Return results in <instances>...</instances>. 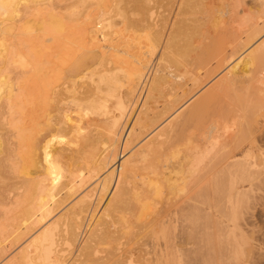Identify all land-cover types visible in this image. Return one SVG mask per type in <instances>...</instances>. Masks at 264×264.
Returning a JSON list of instances; mask_svg holds the SVG:
<instances>
[{
  "label": "bare ground",
  "instance_id": "6f19581e",
  "mask_svg": "<svg viewBox=\"0 0 264 264\" xmlns=\"http://www.w3.org/2000/svg\"><path fill=\"white\" fill-rule=\"evenodd\" d=\"M200 7L206 9L200 10ZM262 37L264 0H253L251 6L246 4V0H0V152L15 153L12 155L17 158L13 156L12 160L16 162L19 159L34 174L45 171L47 185L45 188L41 180L39 182L43 183L44 189L39 187L38 176L35 175L37 189H41L40 192L44 190V199L37 190L39 204L31 207L28 203L31 215L30 212L25 215L28 221L23 222L22 227L20 225V231L27 235L22 232L21 236L16 234L20 238L24 235L26 238L30 232L32 234L21 247L15 262L136 264L133 248L123 249L121 244H117L120 247L102 246L116 241L117 236L110 229L111 224L106 227L101 219L111 205L116 206V202L122 204L120 202L140 195L139 186L132 184L138 179L144 183L141 187L153 188L154 194L168 188L169 197L172 194L178 199L188 191L191 194L199 181L198 197L203 196V202L208 204L207 207L204 204L203 208H196L198 202H194L198 200L193 199L196 193H192V197L187 193L188 199H180L176 209L168 210L155 222L163 235V244L150 258L153 263L186 264L191 257L192 264H216L219 256L223 259L224 253L221 252L224 250L227 254L239 240L227 230V222L221 223L218 213L228 215L225 204L234 200L235 203L237 200L242 202L239 199L245 201L244 197L249 196L253 187L259 188L264 168V137L260 135L264 130L257 122L259 119L255 120L258 124L253 127L256 132H262L252 145L232 146L229 143L232 140L228 142L230 132L238 128L232 119L238 117V111L234 109L236 105L233 106V100L236 102L234 96H231L232 102L228 101L230 97L227 98L232 91L238 90L248 100L256 95L264 97V38L249 53L251 63L229 68L196 100L186 116L162 128L143 144L140 143L144 138H139L143 127L140 123L153 127L163 118L170 117L180 109L177 106L182 100L195 95L196 90L226 69L239 51L248 50ZM157 50L160 52L154 59ZM236 67L242 71L241 74ZM242 77L245 81L240 80ZM115 83L122 88L120 100L109 106L105 103L104 94ZM237 101L239 107L240 102ZM129 102L132 108L130 115L121 122L122 111ZM207 111L210 114L201 126H197L199 129L191 130L194 128L190 126L193 118ZM128 148L130 153L124 154ZM13 161L11 167L14 168ZM88 164L91 174L77 176ZM145 170L147 173L143 172ZM44 174L40 176L44 177ZM96 174L103 180L97 199L91 204L89 194L83 193L82 188ZM229 179L232 186L228 185ZM144 198L148 200L149 196ZM72 199L76 200L66 212L56 217ZM21 200H24L22 195ZM144 200L136 201L141 209L147 205ZM216 201L223 203H220L221 208L214 207ZM23 203L20 207L24 206ZM33 203L31 201V205ZM129 207L132 209L133 206ZM188 207L193 208V218ZM184 209L190 211L188 214L195 218L194 222L200 214L208 219L219 215L224 228L221 230L226 229L232 236H227L226 230L221 231L219 242L216 238L219 231L215 235L212 230L217 225L206 218L213 227L207 225L203 228L198 219L195 223L202 227L199 229L198 224H194L197 227L193 228L196 232L198 228L202 237L200 241L195 238L200 246L195 241L194 244L199 247L205 245L197 258L190 252L192 244L184 247L189 251L183 248L184 225L179 214ZM227 220L232 221V217ZM188 222L185 220L186 225ZM253 225V234L248 238L258 251L262 240L255 230L261 224L257 220ZM186 229L193 230L189 226ZM1 230L7 232L4 227ZM234 232L237 236L238 231ZM223 234L225 238L221 236ZM226 236L233 240L228 238V241ZM20 238L14 237L16 241L24 240ZM188 238L186 243H189ZM2 243L0 256L4 254L5 245ZM216 243H221V246ZM229 243L231 247L227 246ZM218 246L217 251L221 255L216 251ZM232 248L231 251L235 252ZM184 250L192 254L185 258L188 259L186 262ZM228 253L230 256L233 254ZM220 257L225 264L228 259L224 257L222 261ZM147 259L149 256L143 260Z\"/></svg>",
  "mask_w": 264,
  "mask_h": 264
},
{
  "label": "rangeland",
  "instance_id": "374dc122",
  "mask_svg": "<svg viewBox=\"0 0 264 264\" xmlns=\"http://www.w3.org/2000/svg\"><path fill=\"white\" fill-rule=\"evenodd\" d=\"M208 1V0H207ZM252 3H253V0H246V4L247 5H249V6H251L252 5ZM83 7V6H82ZM80 9H81V6H80ZM200 10H204V9H206V7H200L199 8ZM161 10H164L163 8H161ZM201 13V12H200ZM264 37H262L255 45H253L252 47H250L248 50L246 49V51H244V50H241V51H239V53L236 55V59H234V60H231V64L230 65H228V67L226 68V69H224L223 71H221V73H219L216 77H214L211 81H209L206 85H203L201 88H199L198 90H196L195 92H194V94L195 95H190L189 97H187V98H185L184 100H182V102L177 106V108L179 107L180 109H178L175 113H173L170 117H165V118H163L160 122H158L157 124H155V126H153V127H150V126H147V125H143L142 123H140V126L142 125L143 127L142 128H140L141 129V136L139 137L140 139L141 138H144V139H142V141H141V143L140 144H143L144 142H147L149 139H151L152 138V136H154L158 131H160L162 128H165L166 126H168L170 123H172L173 121H175V120H178V119H181V118H183L184 116H186L187 114H188V111H189V109L191 110V108H193L194 107V103L196 102V100H198L208 89H209V87H210V85H212L213 83H214V81L216 82V80H218V78L219 77H221L224 73H225V71H227L229 68H235V66H237L238 65V68H240L239 66H246V63H247V65H248V63H251V62H249L250 60H252V59H250L251 57L250 56H248L249 55V53L251 52V50L263 39ZM159 50H157L156 51V53H155V56H154V59L156 58V56L159 54ZM238 56V57H237ZM249 57V58H248ZM244 58H247V59H245V60H243ZM243 60V61H242ZM184 61H186L185 59H184ZM237 67H236V69H238ZM239 70V72H240V74L242 73V71L240 70V69H238ZM238 70H237V72H238ZM244 77H242L240 80H243V81H245V79H243ZM245 84V83H244ZM121 91H122V88H121V86L119 85V84H112L110 87H109V90H108V92L107 93H105L104 94V100H105V103L106 104H108L109 106H111V104L113 103V101H119L120 100V96H121ZM232 93H233V95H232ZM237 93V94H236ZM239 93H240V97H238L239 96ZM228 95H230V96H228V98H227V100L229 99V97H230V99L228 100V101H231L232 102V100H233V98L236 100V102L233 100V106L235 107V105H236V107L234 108V109H236L237 111H238V119L237 118H232L233 120L235 119V121L237 122H235V124H236V126H235V128L237 127V125H238V128H236V130H233L234 132H230V134H229V138L228 139H230V140H228V142L229 141H231L232 140V143H233V141H234V143L232 144L231 142H229L230 143V145H237V144H242L243 146H250V145H252L253 144V142H254V139H257V137H258V134H260L263 130H264V97H261V96H257L256 95V97L255 96H253L250 100H248L247 98H246V95H244L243 94V92H241L240 90H238L237 92H231L230 94H228ZM235 95L237 96V99L235 98ZM192 96V97H191ZM231 96L233 97V98H231ZM241 97H243V99L241 98ZM259 97H261V98H259ZM255 98V99H254ZM240 99H242V100H240ZM260 99V100H259ZM237 100H239V104H240V106L239 107H237L238 106V101ZM251 100H253V101H251ZM259 100V101H258ZM243 101V103H241ZM247 102V103H246ZM250 102H251V104H250ZM243 106H242V105ZM246 104V105H245ZM247 106H249V107H247ZM251 106V107H250ZM242 108V110H241V108ZM245 107V108H244ZM246 107H247V110H246ZM250 108V109H249ZM131 102H129V104L123 109V111H122V115H121V122L122 121H126L127 119H128V116L130 115V112H131ZM243 111L244 113H241V111ZM210 110H212V109H210ZM260 110V111H259ZM240 111V112H239ZM254 111V112H253ZM209 114H210V111H207V112H202L200 115H197V116H195L194 118H193V121H192V123H191V127H193L194 126V128H191V130H194V129H197L199 126H201V124H202V122L205 120V119H207V117L209 116ZM241 116H240V115ZM245 115V116H244ZM257 115H259V117L257 116ZM240 116V117H239ZM243 116V117H242ZM168 118V119H167ZM176 118V119H175ZM240 118H242L241 120H240ZM257 118V119H256ZM246 119V120H245ZM259 119V120H258ZM255 120H258L257 122H259L262 126H261V130L262 131H259L260 133H258V132H256L255 131V126L253 127V125H256V124H258ZM238 121H239V123H238ZM252 123H251V122ZM245 122V123H244ZM243 123V124H242ZM249 123V124H248ZM251 123V124H250ZM200 124V125H199ZM193 125V126H192ZM243 125V126H242ZM195 126H196V128H195ZM198 126V127H197ZM263 127V128H262ZM199 129V128H198ZM197 129V130H198ZM253 129V130H252ZM86 131V130H85ZM236 131H237V133H236ZM237 134V135H234L233 136V134ZM257 133V134H256ZM263 133V134H262ZM260 135L262 136V137H264V131L262 132ZM231 136V137H230ZM257 136V137H256ZM233 137V138H232ZM255 137V138H254ZM138 138V139H139ZM139 139V140H140ZM264 139V138H263ZM56 143H58V142H56ZM139 144V145H140ZM138 145V146H139ZM129 148L128 149H126L125 150V152H124V154H127L129 151ZM12 151H10V153H11ZM9 153V151H7V152H5V153H1L0 152V230H1V228H6V231L8 232V236H6L7 235V232H4L3 230H5V229H3V230H1V231H3V233L2 232H0V243H2V242H4V243H2V245H5V246H3L4 247V254L2 255V256H0V264H14V263H16L17 264V262H15L16 260H17V256H18V254H19V251H20V249H21V247H23L24 246V243H26L27 242V240H29L30 239V236H31V234H32V232H30L31 234L30 235H28V236H26V238H23V237H25V235L24 234H26L27 235V233H24L23 231H20V228L23 226V222H27L28 221V216H25V215H28L29 214V212L31 211V207L34 205V204H39V202L37 201V199L39 198V196L40 195H43V194H45V193H43V191H41L40 192V190H38L37 188H38V186L39 187H43L42 189H44V186H43V183H45L44 185H45V188L47 187V185H46V182H45V179H46V177H45V174L43 173V172H45V171H42L41 173L42 174H44L43 176L44 177H42V175L40 176V172H38V173H35L34 174V172L27 166V165H25L24 166V164H22V162L21 161H18L17 159H16V162L15 161H13L12 160V158L11 157H13V158H15L16 157V155H12V154H15V153H13L12 152V154H8ZM130 153V152H129ZM128 155V154H127ZM4 156H6V157H4ZM9 156H10V161L12 160L13 161V163L15 164V166H14V168H13V166L11 167V163H12V161L10 162V161H8V158H9ZM3 157V158H2ZM7 158V159H6ZM17 158V157H16ZM6 160V161H5ZM5 162V163H4ZM6 162H8V163H6ZM18 162L20 163L21 162V164L23 165V166H21V164L19 165L18 164ZM10 163V164H9ZM119 162H117V164H118ZM13 164V165H14ZM90 164V163H89ZM89 164H88V166L86 165V166H83L84 167V169H83V171L81 172V173H79V174H77V176L78 175H86V176H88V175H90L91 173L89 172V170H88V167H89ZM8 167H7V166ZM91 165V164H90ZM11 168H10V167ZM26 166H27V169H26ZM16 167V168H15ZM24 167V168H23ZM12 168H13V171H11L12 170ZM18 169V170H17ZM25 169V170H24ZM206 169H208V167L206 168ZM9 170H10V172H9ZM22 170V171H21ZM29 170H31V171H29ZM8 171V172H7ZM12 172V173H11ZM27 172V173H26ZM47 172V171H46ZM143 172H146V170L145 171H143ZM34 175H33V174ZM147 173V172H146ZM10 176H8V175ZM14 174V175H13ZM37 174V176H35ZM143 174H145V173H143ZM32 175H33V177H32ZM1 176H3V177H1ZM30 176V177H29ZM261 178H262V181L259 183V185H261L259 188H258V186H255V187H253V191L251 192V191H249V192H251V193H249L248 195L251 197V198H249V196L247 197V195L244 197L245 198V201H244V199H239V200H242V202H240V201H238L237 200V202L235 203L234 201L233 202H230L229 204H227V205H230V207H228L226 204H225V213H228V215L226 214H224V213H222V212H220V213H218V212H216L215 211V213H218L220 216H221V218H220V216L218 215V218H220L221 219V223L223 224V222H227L226 224H227V230L233 235V238H237L239 241H236L237 239H234L236 242H238V244H237V246H236V248H235V246H233V248L230 246V243L231 242H233V241H230V243L227 245L228 247H231L232 249H233V251H234V249L236 250L235 252H232L231 251V248L228 250V249H226V250H228V252H231V253H233L231 256L229 255L230 253H228L227 251V254L224 252V250H223V252H221V253H224V256H223V259H224V257H225V259H228L227 260V262L225 263V264H228V262H232V263H234V264H237V262H240L241 261V263L242 262H244L245 264H264V168L262 169V174H261ZM14 177V178H13ZM34 177H37V180L34 178ZM13 178V179H12ZM33 180H32V179ZM38 178L40 179V180H38ZM43 178V179H42ZM209 178V177H208ZM224 178V177H223ZM35 180L36 181H40L41 182V180H42V182L43 183H40L41 184V186H40V184L37 186V184H36V182H35ZM102 180H103V177H100V175L99 174H96V175H94L89 181H87L85 184H84V186H83V188H82V192L83 193H88L89 194V198L91 199V204H93L95 201V198L97 197V195H98V193H99V191H100V187H101V182H102ZM224 180V179H223ZM34 181V182H33ZM230 181H231V179H229V182H228V185H230V186H232V182L230 183ZM100 183V184H99ZM134 183V185H135V183H136V186H139V187H137L139 190L138 191H140V195L139 196H137V195H135V199H133L134 197H131V199H129V200H127L126 202H120V203H122V204H119V203H117L116 202V206H113V205H111L107 210H106V212L103 214V216H102V219H101V221L103 222V220H104V222H103V225L104 226H106V227H108L110 224H111V226H110V229L112 230V231H115V232H113L114 233V235H116L117 236V240L115 241H110V242H107V243H104L102 246L103 247H109V246H111V245H113V247L114 246H116L117 244H121L120 246H121V248L123 247V249H127V248H133L132 250L134 251H136L137 252V254H136V252L134 251V253H135V259H136V264H143L144 262H145V264H155V263H153L152 262V260L150 259L153 255H154V253H155V251H157L158 250V248L159 247H161L162 246V241H163V235L161 234V231H159L157 228H156V226H157V224H155V222H157V221H159L163 216H165V214H166V212L168 211V210H174V209H176V207H177V203L179 202V200L181 199V200H183L182 198H184V199H188L187 198V193H188V195H190L191 197L192 196H194L193 194H195V195H197V196H195L193 199H195V200H198V201H196V202H194L195 204L198 202V204H196V208H203L205 205V207H207L208 206V204H206V202H203L204 200L203 199H205V198H203V196H201V198L200 197H198V193L199 192H197L198 191V188L201 186V184H200V182L198 181L197 183L198 184H196V186H194L193 188H192V191H191V194H190V191H188L186 194H185V196L184 195H181V196H184V197H181L180 199H178V198H174V197H176V195H174V196H172V194L170 195V197H169V194H170V192H169V189L168 188H166V190L164 189V190H162L160 193H156L155 192V194H154V189L152 190V189H150V187L149 186H142L141 187V185L142 184H144V183H142V182H140L139 181V179L138 180H134L133 182H132V184ZM230 183V184H229ZM262 183V184H261ZM27 184V185H26ZM140 184V185H139ZM225 184V183H224ZM100 185V186H99ZM200 185V186H199ZM225 185H227V182H226V184ZM227 185V186H228ZM26 186V187H25ZM28 186V187H27ZM197 186H199V187H197ZM229 186V187H230ZM197 187V188H196ZM258 188V190H257V188ZM30 188V189H29ZM143 188V189H142ZM232 188V187H231ZM29 189V190H28ZM256 189V190H255ZM39 191L38 193H39V196H38V193L36 192V191ZM252 190V189H251ZM255 190V191H254ZM194 191V192H193ZM34 192L35 193H37V194H34ZM45 192H46V190H45ZM148 194H147V193ZM202 192V191H201ZM31 193V194H30ZM82 193V194H83ZM113 193V192H112ZM146 193V194H145ZM193 193V194H192ZM23 194H25V195H23ZM30 194V195H29ZM21 195H22V199H24L23 201H24V203H23V205L24 206H22V207H20V203H22L23 201L21 200ZM23 196L25 197V198H23ZM33 196V197H32ZM113 196V195H112ZM111 196V197H112ZM147 196V198H148V196H149V199L147 200V199H145L144 197H146ZM189 196V197H190ZM42 197V196H41ZM40 197V198H41ZM197 197V198H196ZM20 199V200H18L19 202L17 203V205L15 204V201H16V199ZM28 198V199H27ZM78 198V197H77ZM76 198V199H77ZM146 200V202H147V205L144 207V208H140V203H138L137 202V204H136V201L138 200L139 202L140 201H143L144 199ZM247 198H248V200H247ZM26 199V200H25ZM43 199H44V195H43ZM76 199H72L71 201H70V204L66 207V208H64L63 210H61L57 215H56V217H58L61 213H63V212H66V210H67V208L76 200ZM97 199V198H96ZM132 199H133V202H130V201H132ZM139 199H143V200H139ZM202 199V200H201ZM29 200V201H28ZM34 200H36L38 203H36V201H34ZM38 200H40V199H38ZM42 200V199H41ZM145 200H144V202H145ZM180 200V201H181ZM195 200H192V201H195ZM247 200V201H246ZM261 200V201H260ZM25 201H26V203H25ZM31 201L32 202H35V203H33L32 205H31ZM206 201V200H205ZM17 202V201H16ZM127 202H128V204H127ZM217 202V201H216ZM212 203L213 205H215L214 207L215 208H218L219 206H220V203L221 202H219V204H218V202L217 203ZM239 202V203H238ZM28 203H29V205L31 206L29 209L30 210H28V207H29V205H28ZM126 204V206L124 205L123 206V204ZM129 203H131V204H134V205H129ZM208 203V202H207ZM238 203V204H237ZM249 203V204H248ZM117 204H119L118 206H117ZM143 203L141 202V205H142ZM205 204V205H204ZM218 204V205H217ZM221 204H223V203H221ZM234 204V205H233ZM127 205H129V206H133L132 207V209H129L130 207L129 206H127ZM16 206V207H15ZM134 206H135V209H134ZM138 206H139V208H138ZM234 208V210H235V208L237 209V210H235V211H233V208ZM19 207V208H18ZM25 207V208H24ZM126 207H128V209L126 208ZM222 207V205L220 206V208ZM226 207H228L227 209H226ZM22 208V209H21ZM24 208V209H23ZM138 210H137V209ZM189 209H190V207H188ZM261 208V209H260ZM18 209H19V211H18ZM22 210V212H23V214H24V216H23V214H22V212H21V210ZM219 209V208H218ZM126 210V211H125ZM184 210H186V209H184ZM182 211V213H180L179 214V216H180V218H182V219H180L181 221H182V224L184 225V229L182 230L183 231V248L185 247V245L186 246H190L189 244H192L191 245V247H193V248H191L192 250L194 249L195 251H193L192 252V250L190 249V252L191 253H193V254H199V256L201 255V253H200V250H201V247H203L204 245H205V243L204 244H202L203 246H201V247H199L200 245L198 244V243H196V239L197 240H201V237H202V235H201V237L199 236V233H198V230L202 227V226H200L198 223H195V222H197L198 221V219H200V221H201V223L203 224V228L205 227V226H207V225H209V226H211L212 224L210 223V224H208L209 222L208 221H210V222H212L213 223V225H217L216 227L217 228H220V230L219 229H217V228H215V229H213L212 227L213 226H211V228H212V230H213V232L215 233V235H216V233L219 231V233L216 235V236H218V237H216L217 238V240L219 241V234L221 233V231L222 232H224L225 230H221L223 227H222V225H221V223H220V219H218V218H215L214 216H209V218L210 219H208V217L207 216H205V215H199V217L197 218L196 217V219H197V221H195L194 222V220H195V218L194 219H192L193 217H194V211H193V208H191L190 209V211H188V209L186 210V211ZM223 211H224V208L222 209ZM228 212H227V211ZM18 211V212H17ZM28 211V212H27ZM138 211V212H137ZM236 211H237V213H236ZM26 212H27V214H26ZM185 212V213H184ZM187 212V213H186ZM188 212H190V214L192 213V215L193 216H191V215H189L188 214ZM230 212V213H229ZM236 214V217L234 216L235 214ZM17 213V214H16ZM125 213V214H124ZM223 214V216H222V214ZM232 213V215H230ZM252 214V215H251ZM21 215H22V217H21ZM30 215H31V212H30ZM182 215H188V217H186V219H185V217L184 216H182ZM19 216V217H18ZM192 218H191V217ZM195 216H196V213H195ZM225 216V217H224ZM253 216V217H252ZM257 216H259V217H257ZM55 217V218H56ZM183 217H184V219H183ZM192 219V221L190 220V218ZM223 217V218H222ZM226 217H227V219H231V217H232V221H229V220H227L226 219ZM230 217V218H229ZM236 218V219H234L233 220V218ZM256 217V218H255ZM23 218V219H22ZM26 218H27V220H26ZM54 218V219H55ZM156 218V219H155ZM188 218H189V220H188ZM206 218H207V220L208 221H206ZM254 218V219H253ZM22 219V220H21ZM225 219V220H224ZM250 219H251V221H250ZM255 219H257L258 220V223H260L261 225H260V227H257L256 228V230H255V233H256V235H260L261 236V240H262V245H261V247H260V250H259V248H258V251H257V247L256 246H254V247H256V248H254L253 246H252V241H251V239H249L248 237L249 236H251L253 233V231H251V230H253L252 229V227L253 226H255V225H253V221L254 222H256L257 220H255ZM24 220V221H23ZM105 220H106V223H105ZM152 220H154V222H152ZM184 220V221H183ZM185 220H186V222L187 221H190V222H192L193 223V226L191 227V223L190 222H188L187 224H189V225H186V223H185ZM212 220V221H211ZM218 220V221H217ZM235 220H237V222L238 223H236V221ZM240 220H245V221H240ZM108 221V222H107ZM199 221V222H200ZM228 221H229V223H228ZM18 222H22L21 224L20 223H18ZM184 222V223H183ZM219 222V223H218ZM235 222V223H234ZM242 222V223H241ZM251 222V223H250ZM215 223V224H214ZM240 223V224H239ZM250 223V224H249ZM19 224V225H18ZM106 224V225H105ZM194 224H198V228H197V232H196V230L194 229V228H196L197 227V225L195 226ZM228 224H230V226L228 225ZM239 225V226H234V225ZM12 225H14V227L13 228H11V230H10V227ZM20 225H21V227H20ZM232 225V226H231ZM249 225V226H248ZM252 225V226H251ZM187 226H189L190 227V229H193L192 230V232L194 233V236H192L191 235V231L190 230H188V229H186L187 228ZM195 226V227H194ZM242 226V227H241ZM250 226H251V228H250ZM111 227H113V228H111ZM155 227V228H154ZM194 227V228H193ZM233 227L234 228H236V229H234L235 231H238V232H236L237 234V236H235V232H234V230H233ZM248 227H249V229H248ZM16 228V229H15ZM230 228V229H229ZM242 228V229H241ZM259 228H260V230H259ZM114 229V230H113ZM217 229V230H216ZM224 229V228H223ZM231 229L233 230L232 232H231ZM244 229V230H243ZM258 229V230H257ZM10 230V231H9ZM19 232H18V231ZM185 230V231H184ZM188 232H187V231ZM227 230L225 231L226 233V235L228 236L230 233H228L227 232ZM12 231V232H11ZM153 231V232H152ZM201 231L202 230H200V233H201ZM210 231H211V229H210ZM217 231V232H216ZM13 232H15V233H13ZM20 232H22V233H24L23 235V237H19V236H21V234L22 233H20ZM185 232H187V234L185 233ZM212 232V231H211ZM242 232V233H241ZM259 232V233H258ZM2 233V234H1ZM6 233V234H5ZM13 233V234H12ZM19 235H17V234ZM186 235H185V234ZM188 233H190L189 235V238H188ZM213 233V234H214ZM238 233H239V235H238ZM254 233V234H255ZM15 234V235H14ZM225 234H223V235H221V236H224V238H225ZM230 234V236H232ZM243 236V238H242V236ZM246 234V235H245ZM262 234H263V236H262ZM3 236L5 237V239L3 240ZM162 236V237H161ZM191 236H192V238H191ZM226 236V237H227ZM235 236V237H234ZM241 236V237H240ZM14 237H15V239H19L20 238V240L21 239H24V240H21V241H16L15 239H14ZM17 237V238H16ZM188 238V241H189V243L187 242L186 243V239ZM1 238H2V240H1ZM194 238V240L192 241L191 239H193ZM196 238V239H195ZM216 238H214L215 240V242H216ZM228 238H230V239H232L231 237H227V240H228ZM239 238H241V239H239ZM245 238H247V240L245 239ZM251 238V237H250ZM247 242V244H246V242H243L244 240ZM184 240H185V242H184ZM191 240V241H190ZM233 240V239H232ZM249 240V241H248ZM2 241V242H1ZM7 241V242H6ZM12 241V242H11ZM194 241H195V243L196 244H198V245H195L194 244ZM199 241H197V242H199ZM229 241V240H228ZM251 241V242H250ZM9 242V243H8ZM19 242H20V244H19ZM22 242V243H21ZM191 242V243H190ZM203 242V241H202ZM220 242V241H219ZM249 242V243H248ZM11 243V244H10ZM155 243V244H154ZM244 243V244H243ZM10 244V245H9ZM194 244V245H193ZM200 244H201V242H200ZM217 244H219V246H221L220 244L221 243H216V245ZM119 245H117L118 247H120ZM216 245H215V247H216ZM242 245V246H241ZM251 245V246H250ZM10 247V249H8L9 247ZM116 246V247H117ZM153 246H155V247H153ZM195 246V247H194ZM219 246L217 247V249H216V251L217 250H219ZM227 246H226V248H227ZM225 247V246H224ZM253 247V248H252ZM151 248V249H150ZM223 248V245H222V247L220 248V249H222ZM149 249V250H148ZM155 249V250H154ZM185 249V248H184ZM186 251H189V250H187V248L185 249ZM184 250V259L187 257V256H192V254L189 252V254H188V252H186ZM148 253V254H147ZM151 253V254H150ZM187 253V254H186ZM216 253V252H215ZM217 253H218V251H217ZM216 253V254H217ZM221 253H218V255H221ZM235 253V254H234ZM2 254V252L0 253V255ZM17 254V255H16ZM142 254V255H141ZM146 254V255H145ZM215 254V255H216ZM139 255H140V257H139ZM223 255V254H222ZM226 255V256H225ZM229 255V256H228ZM4 256V257H3ZM143 258H142V257ZM145 256V257H144ZM148 256H149V260L147 259V260H143L144 258L146 259V258H148ZM193 256H195V255H193ZM7 257V258H6ZM188 257V258H189ZM220 257V256H219ZM219 257L217 258V259H219ZM232 259H231V258ZM236 257H238V258H236ZM3 258V259H2ZM197 258H198V255H197ZM221 259H222V257H220ZM16 259V260H15ZM140 259V260H139ZM193 259V258H192ZM192 259H191V257L189 258V263L187 262L186 264H192ZM194 259H196V257L194 258ZM215 260L216 261V264H217V261H219V264L220 263H222L221 262V260L219 259V260ZM223 259H222V261H223ZM224 259V260H225ZM230 259V260H229ZM138 260V261H137ZM186 260H188V259H185V262H186ZM191 261V262H190ZM240 263V264H241ZM158 264V263H157ZM181 264H183L182 262H181ZM222 264H224V263H222ZM230 264V263H229Z\"/></svg>",
  "mask_w": 264,
  "mask_h": 264
}]
</instances>
